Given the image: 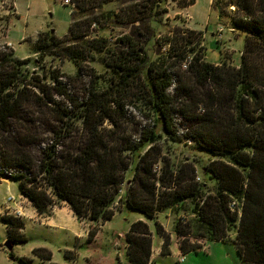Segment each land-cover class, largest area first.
Instances as JSON below:
<instances>
[{"label":"trees","instance_id":"trees-1","mask_svg":"<svg viewBox=\"0 0 264 264\" xmlns=\"http://www.w3.org/2000/svg\"><path fill=\"white\" fill-rule=\"evenodd\" d=\"M227 1L213 0L212 4L217 10L221 4L232 5L238 15L230 22L232 32L244 35L237 67L206 62L205 52L196 50L202 34L194 30L179 31L174 40L166 42L169 48L164 63H148L144 45L155 36L152 25L160 20L161 0H68L72 7L62 4L70 8L67 34L61 39L51 32L37 34L33 53L39 59L46 55L71 61L78 75L84 61L102 55V62L116 74L117 80L112 79L101 92L91 86L83 103L69 99L54 72L49 76L50 86L35 75L36 82L29 81V71L24 67H37L38 59L5 61L10 72L0 78V134L16 122L28 90L35 103L41 99V104L52 107L51 135L37 155L28 151L26 156L11 141L0 147V169L13 172L9 180L19 182V194L38 215L65 203L78 220L96 225L88 231L89 245L97 236V224L113 219L117 201L150 221L162 211L174 209L178 214L187 208L190 216L181 217L173 227L182 254L201 248L196 241H223L233 235L239 264H264V0ZM112 2H119L117 11H101ZM108 23L131 27L115 47L105 39H89L96 26L104 28ZM189 53L192 56L187 68L174 81L171 69L181 66ZM133 85L150 125L141 129L136 139H128L107 106L112 103L121 108V103L133 96L127 92ZM54 96L71 100V108L61 107ZM177 115L188 124L183 136L176 128ZM105 121L111 127L105 128ZM37 140L30 137L29 146ZM186 140L214 159L205 173L215 184L211 195L205 193L204 185L180 181L167 164L158 178L152 173L153 165L162 160L157 143L180 144ZM133 164L132 182L120 195L125 174ZM0 220L7 241L27 243L21 233L23 220L8 215ZM153 224L161 240L159 257L171 255L170 235L155 221ZM152 238L142 220L130 224L124 237L130 264L152 262ZM40 258L49 260V252Z\"/></svg>","mask_w":264,"mask_h":264},{"label":"rangeland","instance_id":"rangeland-1","mask_svg":"<svg viewBox=\"0 0 264 264\" xmlns=\"http://www.w3.org/2000/svg\"><path fill=\"white\" fill-rule=\"evenodd\" d=\"M13 1L0 0V78L3 73L10 72V68L6 67V62L9 63L11 59L21 60L29 58L30 61L38 59L40 64H37V67H34L33 64H28V66L24 67L29 71L28 80L35 83L36 81L33 77L35 75L45 85L50 86L52 80L49 76L54 72V76L59 78L69 99L76 100L78 104L86 101L91 92V86H94L97 92H101L106 89L112 79L117 80L116 74L102 62V55H93L94 61H84L78 75H76L77 66L71 61L46 55L42 59H39V55L33 53L37 34L53 31V35L61 39L68 32L70 8H64L61 4L62 0H15L17 11L20 14L19 18H16L13 14L15 12ZM161 1L159 3L161 11L160 20L157 24L152 25L155 30V36L151 38L148 44L144 45L148 63H155L156 65L164 63V57L169 48L167 45L169 41L174 40L175 34L179 31L190 30L187 28V23L191 21L189 14L191 12L196 28L204 33V36L201 33L200 45L196 49L200 53L205 52L204 60L215 66L221 65L223 62L233 67L239 66V56L243 46L244 35L240 32H232V29H230L232 18L238 16L232 5L224 6L225 4H221L218 7L220 9L217 10L214 6L215 4H210V0H197V4L189 12V9H187L188 11L185 9L183 11L182 7L187 4L191 5L190 1L194 0ZM118 4L112 2L104 5L101 11H117L120 7ZM215 27L216 30L222 28V39L220 41H216L215 39ZM130 28L129 25L119 27L118 24L109 23L104 28L96 26L89 39H105L110 47H115L118 39L128 34ZM191 56L190 53L187 54L182 65ZM182 65H176L171 69L170 73L174 81L177 79L176 75L186 69ZM173 88L168 90L169 93H172ZM127 92L129 95L133 94V96L130 99L124 100L121 103V108L111 103L107 106V109L112 117L120 121L122 130L124 131L123 137L136 139L141 129L148 127L150 123L145 117L147 112L142 105L143 101L135 85L132 88H128ZM41 97L43 101H46L45 97ZM53 98L61 107L71 108V100L58 96H54ZM34 100L32 91L28 90L21 100L16 122L11 123L7 132L0 134V147L4 145V142L11 141L15 146H20L17 149L26 154V156H28V151L32 155H37V151L43 147V142L46 143L48 141L51 135L49 131V126H51L49 124V117H51L50 110L52 107L51 105L45 106L41 104V99L38 100V104ZM37 121L40 122L37 124ZM175 123L180 136L188 132V124L185 120L179 118L178 115L176 116ZM33 124H37V126L33 128ZM103 126L105 128L111 127L107 121L104 122ZM30 137L37 138L38 140L29 146ZM157 146L162 160L153 165L152 173L155 178H158L164 164H167L172 171V175L179 177L180 181L187 184L204 185L206 187L204 189L205 193L210 195L214 193V182L208 180L207 176H205L209 162L214 160L211 158V155L201 151L189 140L183 141L180 144L160 141L157 143ZM133 169L134 164L125 174V183L121 187L120 195L123 194L132 182ZM0 171L5 176L13 173L5 169H0ZM5 176H0V217L8 215L9 212L19 207L23 215L18 218L24 222V229L21 233L27 239V243L14 245L13 250L10 251L13 258L16 259L19 256V258L23 259V262L18 259L15 261L10 260L4 247L6 240L5 225L0 220V264H130L125 255L126 245L124 237L128 232L130 224L138 220H142V222L147 224L153 236L152 253H154V257L151 264H175L173 256L181 253L178 251L173 227L181 217L190 216L187 208L178 214L174 209L162 211L155 215V220L150 221L145 219L141 213L120 206L121 203L117 201L113 205V219L97 224L99 227L97 228V236H95L93 244L87 245L86 237L88 231L96 227L90 221L77 219L83 229L81 233H84L85 236L74 239L65 231L41 224L43 220H40L41 223H38L36 220L37 216L31 217L29 215L27 210L30 207L27 206L29 202L26 199L23 203L18 202L17 208L5 209L4 202L7 198L13 196L16 199L15 201H19V182L7 180L4 178ZM164 179L166 181L169 179L167 174ZM57 205L59 203L49 207L46 215L50 209ZM154 221L166 234L170 235L171 255L159 257L160 253L158 254V249L160 248L161 240L155 231ZM232 239L233 235L228 240L208 241L205 247L198 248L195 252L190 251L185 253L183 261L180 264H239L240 256L232 243ZM201 241H196L195 244H200ZM48 252L50 254L49 260L40 258L46 256Z\"/></svg>","mask_w":264,"mask_h":264},{"label":"crops","instance_id":"crops-1","mask_svg":"<svg viewBox=\"0 0 264 264\" xmlns=\"http://www.w3.org/2000/svg\"><path fill=\"white\" fill-rule=\"evenodd\" d=\"M13 2H14L13 3L14 11H15L13 14L16 18H19L20 14L17 11L16 1L14 0ZM210 2H211L210 4H212V0H210ZM61 4H64V3H61ZM195 4H197V0H195L194 4L182 7V10L184 11V9H185L186 11H188L187 9H189V12H190V9H192L195 6ZM65 6H67V5H65ZM189 14L191 16V18H190L191 21H189L187 23L188 24L187 28L190 30L198 31V32L202 33L204 36V33L196 28V24L193 22L194 18L192 16L191 12ZM187 21H188V19H187ZM215 31L217 32L216 27H215ZM214 36H215V34H214ZM21 39H22V37H21ZM22 42H23V40H22ZM24 201H26L25 198H23L19 194V201H16V203L17 204H18V202L23 203ZM27 206L30 207L27 210L29 215L31 217L32 216L38 217L36 219L38 221V223H41L40 220H43L42 221L43 223H41V224H46L47 227L50 226L53 229L58 228L59 230L65 231L69 234L70 237H73L74 239H76L78 237L83 238L85 236L84 233H81V230H83L81 228V223L77 221V218L75 217L74 213L71 211L69 206L66 205L65 203H60L56 207L50 209L48 214L44 215V216H41V215L39 216L37 214L35 208H33L29 203ZM12 207H14V206H10V208H12ZM8 215L15 216L12 212H9ZM159 251H160V248L158 249V254H159ZM153 255H154V253H152V255H151V260L154 257ZM18 258H19V256L16 257V259H18Z\"/></svg>","mask_w":264,"mask_h":264},{"label":"built area","instance_id":"built-area-1","mask_svg":"<svg viewBox=\"0 0 264 264\" xmlns=\"http://www.w3.org/2000/svg\"><path fill=\"white\" fill-rule=\"evenodd\" d=\"M63 2L62 3H64L65 5H69V6H71L72 7V5L71 4H69V2H68V0H62ZM187 6V5H186ZM215 39H216V41H220L221 39H222V28H219L218 30H217V32L215 33ZM188 62H189V60H186L184 63H183V68H187V65H188ZM16 199L12 196V197H10V198H7V200H5V202H4V208L5 209H10V206H14L15 208H17L18 207V204L16 203V201H15ZM12 213L15 215V217H21L22 215H23V212H22V210L21 209H19V207H18V209H15L14 211H12ZM205 242L204 241H201V243H200V245H201V248L202 247H205ZM179 251V250H178ZM180 252V251H179ZM183 256H184V254H182V253H179L177 256H173V258H174V263L175 264H180V263H182V261H183ZM148 264H151V262H149Z\"/></svg>","mask_w":264,"mask_h":264},{"label":"water","instance_id":"water-1","mask_svg":"<svg viewBox=\"0 0 264 264\" xmlns=\"http://www.w3.org/2000/svg\"><path fill=\"white\" fill-rule=\"evenodd\" d=\"M51 33H53V31H51ZM4 178L7 179V180H9V177L8 176H5ZM4 247L7 250V253H10V251L13 250L14 244L12 242H10V241L5 240Z\"/></svg>","mask_w":264,"mask_h":264}]
</instances>
